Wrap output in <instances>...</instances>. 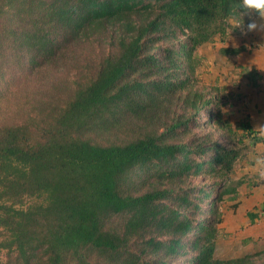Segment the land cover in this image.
Wrapping results in <instances>:
<instances>
[{"label":"trees","instance_id":"obj_1","mask_svg":"<svg viewBox=\"0 0 264 264\" xmlns=\"http://www.w3.org/2000/svg\"><path fill=\"white\" fill-rule=\"evenodd\" d=\"M238 3L0 0V264H264L216 255L239 151L196 75Z\"/></svg>","mask_w":264,"mask_h":264},{"label":"rangeland","instance_id":"obj_2","mask_svg":"<svg viewBox=\"0 0 264 264\" xmlns=\"http://www.w3.org/2000/svg\"><path fill=\"white\" fill-rule=\"evenodd\" d=\"M249 22L248 16L243 17L245 27L241 29L233 28L232 20L226 36L217 37L197 51L199 85L207 97H223L220 109L236 131L234 146L239 151L227 182L231 191L218 203L222 220L215 252L219 258L264 249V223L246 227L245 216L250 208H262L264 181L258 180L250 165L255 155L264 153V141L255 132L244 137L242 128H238L245 122L253 129L264 124V31L247 32ZM257 22L260 23L258 17ZM253 73L258 75L255 83L250 79ZM237 206L246 208L236 213Z\"/></svg>","mask_w":264,"mask_h":264},{"label":"clouds","instance_id":"obj_3","mask_svg":"<svg viewBox=\"0 0 264 264\" xmlns=\"http://www.w3.org/2000/svg\"><path fill=\"white\" fill-rule=\"evenodd\" d=\"M236 11L238 18H232L233 28L244 29L243 17L248 16L250 22L246 25L247 32L264 31V0H239ZM253 131L258 139L264 141V124L256 125ZM250 168L259 181H264V153L253 157Z\"/></svg>","mask_w":264,"mask_h":264},{"label":"crops","instance_id":"obj_4","mask_svg":"<svg viewBox=\"0 0 264 264\" xmlns=\"http://www.w3.org/2000/svg\"><path fill=\"white\" fill-rule=\"evenodd\" d=\"M262 112H259V114H261ZM238 202H239V199H238ZM262 203L263 204H262V208L261 209L257 206L255 208H250L248 210V212L245 215L246 216V221H247V226L246 227H255L254 225H257L258 223H259L258 225L260 226L262 223H264V220H263V218H264V200H263ZM245 208L246 207L239 208L237 206V208H235V211H236V213H238L239 211H241L242 209H245ZM262 230L263 229H261V231Z\"/></svg>","mask_w":264,"mask_h":264}]
</instances>
